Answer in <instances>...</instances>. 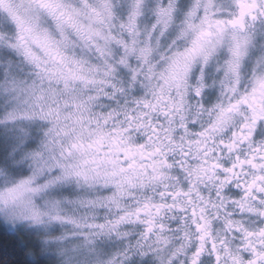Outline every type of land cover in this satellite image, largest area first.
I'll use <instances>...</instances> for the list:
<instances>
[{
	"label": "clouds",
	"instance_id": "obj_1",
	"mask_svg": "<svg viewBox=\"0 0 264 264\" xmlns=\"http://www.w3.org/2000/svg\"><path fill=\"white\" fill-rule=\"evenodd\" d=\"M0 264H264V0H0Z\"/></svg>",
	"mask_w": 264,
	"mask_h": 264
}]
</instances>
